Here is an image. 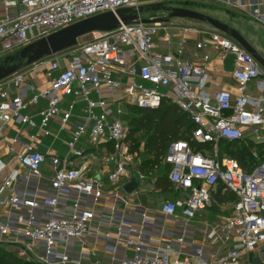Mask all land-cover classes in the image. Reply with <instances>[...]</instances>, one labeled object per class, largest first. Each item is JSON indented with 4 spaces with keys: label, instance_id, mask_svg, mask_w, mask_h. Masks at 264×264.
<instances>
[{
    "label": "built area",
    "instance_id": "built-area-1",
    "mask_svg": "<svg viewBox=\"0 0 264 264\" xmlns=\"http://www.w3.org/2000/svg\"><path fill=\"white\" fill-rule=\"evenodd\" d=\"M170 1L215 3L264 28V0H0V61L99 14L127 9L136 21L91 32L86 42L0 84V144L8 158L0 160V247L17 258L36 264H255V254L256 264H264V70L217 31L140 17L141 6ZM190 41L204 63L207 48L220 61L231 57L234 94L207 91L213 73L181 58ZM251 82L255 96L246 93ZM162 103L193 124L190 140L208 147L171 142L160 161L170 198L146 200L147 207L140 186L161 191L139 169L123 107L154 110ZM9 126L16 134L3 136ZM247 140L262 147L249 150L245 168L220 153V143ZM133 173L138 186L119 196L116 187ZM217 194L232 201L226 216L210 221L203 215Z\"/></svg>",
    "mask_w": 264,
    "mask_h": 264
},
{
    "label": "water",
    "instance_id": "water-1",
    "mask_svg": "<svg viewBox=\"0 0 264 264\" xmlns=\"http://www.w3.org/2000/svg\"><path fill=\"white\" fill-rule=\"evenodd\" d=\"M188 5V3H183L177 8H171L167 10L168 15L158 18L156 22L165 23L169 19L178 18L207 24L215 31L236 42L253 58L258 66L264 70V59L261 58L258 53L252 49L251 46L237 32L230 29L225 24L220 23L218 20L187 9ZM127 13V9H119L114 13L106 12L87 18L50 35L44 36L32 44H29L16 51L13 55L9 54L4 56L0 62V81L10 77L19 70L36 63L37 61H40L45 57H50L58 52L74 46L78 38L86 36L91 32L113 30L119 22L123 24L136 23L133 18L126 16ZM141 23H146V20H142ZM137 186L138 177L136 173H133L131 180L124 184L123 188L125 192L129 194L135 190Z\"/></svg>",
    "mask_w": 264,
    "mask_h": 264
},
{
    "label": "rangeland",
    "instance_id": "rangeland-1",
    "mask_svg": "<svg viewBox=\"0 0 264 264\" xmlns=\"http://www.w3.org/2000/svg\"><path fill=\"white\" fill-rule=\"evenodd\" d=\"M176 1H170L166 2L163 4H153V5H148V6H141L138 11H140V17L142 19H147L150 17L156 18H162L168 15V11L171 8H177L179 7L177 4H174ZM183 2V1H179ZM192 4L188 5L187 9L201 13L203 15H206L212 19L218 20L220 23L225 24L227 27L230 29L234 30L237 32L256 52L260 53L262 57L264 58V30L260 28L258 25H256L251 18H249L246 15H241L236 12H230L224 9L222 6L215 4V3H198L194 1H190ZM160 5V6H156ZM164 24H172V25H179V26H186V27H195V28H204L206 30L210 31H215L212 29L209 25L199 23L196 21L188 20V19H178V18H173L169 19L167 22ZM89 39V36H83L81 38H78L77 41L78 43H84ZM16 52V51H15ZM15 52H11L10 55H13ZM47 57L41 59L42 62L46 60ZM1 62V61H0ZM28 67V66H27ZM25 67L24 69H26ZM167 105V104H164ZM123 111H125V108L123 107ZM124 119L128 122L129 117ZM127 128V137L129 138L130 142V147L131 151L135 152L136 158L140 162L139 169L141 171H144L151 179L150 182L152 183L154 179L157 176L161 175H166V170L159 165H154L153 159L151 157L150 152H146V143H147V135L142 133L141 131L135 132L132 136H128L129 128L126 124ZM59 151H63L62 148H59ZM164 172V173H163ZM147 182V181H145ZM124 184H119L116 187L117 193L121 197L127 196V193L125 192L123 188ZM141 191L140 196L142 199V202H145L146 200H150L153 202V204L158 200V199H165L167 193L165 192H156L150 188V186L146 185H141L140 186ZM142 192L146 193V197L141 196ZM147 207L150 205L146 204ZM151 207V206H150ZM229 206L225 203L222 208L225 210L217 213L221 218L227 215V209ZM214 221V219H211ZM256 253V252H254ZM256 258H258L255 254L251 255V260L255 264L257 263Z\"/></svg>",
    "mask_w": 264,
    "mask_h": 264
},
{
    "label": "trees",
    "instance_id": "trees-1",
    "mask_svg": "<svg viewBox=\"0 0 264 264\" xmlns=\"http://www.w3.org/2000/svg\"><path fill=\"white\" fill-rule=\"evenodd\" d=\"M162 103L157 109H139L136 107H126L125 118L129 117L127 122L124 117L123 120L129 128L128 136H132L135 132L141 131L147 135L146 152L151 153L153 159V166L159 165L163 158L168 145L177 140L186 141L191 147L207 148L208 146L197 145L190 140V131L193 124L187 117L180 113L173 105ZM248 142L241 144H226L220 143V153H226L229 157L235 159L241 167L245 168L247 162L250 161L249 150L256 149L258 153L261 152L262 144H254ZM167 170L166 167H163ZM164 173V172H163ZM154 185L161 192H167L169 186L165 181V176H157L154 179ZM218 195H216L217 197ZM232 197L226 196L224 199H218L219 203H229ZM211 217L215 216L219 211L217 208L212 209ZM0 264H36L34 262L24 261L17 258L14 254L0 247Z\"/></svg>",
    "mask_w": 264,
    "mask_h": 264
},
{
    "label": "crops",
    "instance_id": "crops-1",
    "mask_svg": "<svg viewBox=\"0 0 264 264\" xmlns=\"http://www.w3.org/2000/svg\"><path fill=\"white\" fill-rule=\"evenodd\" d=\"M1 17H2V14H1V10H0V18ZM167 25H170L172 27L173 26H179V25H172V24H167ZM193 28H195V27H193ZM196 29L206 30L204 28H198V27ZM262 29L264 30V28H262ZM170 34H171V37H172L173 45L175 46L176 41H177V37L175 36V34L173 32L170 33ZM193 38H195L196 41L198 39V37L196 35H194ZM193 43H194L193 41H190L186 45L185 52H184V54L181 55V58L184 59L185 61L193 63L195 65L203 66L204 69L208 72V74H212L213 73L214 79H213V81H210L208 83L207 91L211 93V92H215L217 90L222 89V90L229 91L231 94H234L235 93L234 92L235 82L229 77V73L232 70L231 57L227 55V56L224 57V59L222 61H220L217 58V52H214L210 48L209 49L207 48L205 50V53L209 56V62H205L204 63V62L201 61L202 51L195 50L194 46H193ZM163 47H165V45L158 44V49L162 50ZM173 49L174 48L170 49L169 52H172ZM258 55L261 58H263L262 55H260V53H258ZM218 67L220 69L219 71H216V70L213 69V68H218ZM29 80L34 82V80L31 78V76H29ZM6 81H7V78L2 80V81H0V84L3 83V82H6ZM253 87H254V82H251L250 84L247 85L246 93L248 95H250V96H255V91L253 90ZM33 112H34V110H32L31 113H33ZM16 130H18V128H13V127L9 126L3 131V136L11 137L14 134H16ZM58 151H59V148H58ZM7 159L8 158H7L6 154H5L4 148L0 144V160L6 161ZM5 173H7V172L4 171L2 174H5ZM165 193H167V192H165ZM217 195H218L217 197H216V195L214 196V202L215 203H214L213 207L205 215H203V216L207 217L210 221H212L211 219H215L216 216H219V215L216 214L215 216L211 217V212L210 211L212 209L214 210V208H217L218 211H219L218 213H220V212L225 210L224 208H222L224 203H219L218 199H220V198L224 199L226 196L232 197L231 195H228V194H224V195L217 194ZM169 198H170V196L167 194L165 199H169ZM161 200H163V199L161 198ZM141 201H142V199H141ZM231 201L229 203H226L227 206L230 205ZM143 203L145 205L146 201L143 202ZM228 209H229V207H228ZM228 209H227V213H228Z\"/></svg>",
    "mask_w": 264,
    "mask_h": 264
}]
</instances>
